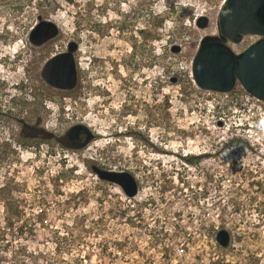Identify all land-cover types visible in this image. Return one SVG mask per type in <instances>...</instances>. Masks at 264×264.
I'll return each mask as SVG.
<instances>
[{
	"label": "rangeland",
	"instance_id": "obj_1",
	"mask_svg": "<svg viewBox=\"0 0 264 264\" xmlns=\"http://www.w3.org/2000/svg\"><path fill=\"white\" fill-rule=\"evenodd\" d=\"M221 3L0 0V34L11 37L0 45V58L9 56L0 59V108L34 120L42 93L49 131L16 140L9 167L0 161V264H98L109 246L136 260L166 237L196 239V220L220 255L213 264H264V101L238 81L221 92L191 75L201 37L218 32ZM38 16L59 31L33 47L27 31ZM258 37L226 42L239 52ZM69 40L78 79L57 89L39 72ZM0 119V139L17 130L14 118ZM76 122L93 133L80 147L66 134ZM93 164L130 171L136 194L99 178ZM220 228L226 246L215 239Z\"/></svg>",
	"mask_w": 264,
	"mask_h": 264
},
{
	"label": "water",
	"instance_id": "obj_2",
	"mask_svg": "<svg viewBox=\"0 0 264 264\" xmlns=\"http://www.w3.org/2000/svg\"><path fill=\"white\" fill-rule=\"evenodd\" d=\"M200 26L207 24L202 16ZM216 34H204L191 60V75L201 88L226 92L236 81L253 97L264 101V0H222L217 14ZM58 25L50 18L38 16L29 31L28 37L39 44L55 36ZM243 34H256L259 37L234 52L227 40L239 41ZM36 42V43H37ZM171 50L179 51L180 45L173 43ZM77 42L69 40L66 48L47 57L40 68V76L57 89H70L77 83V64L74 50ZM85 132L84 139L76 146L85 145L93 133L83 123L72 124L67 133ZM92 169L99 178L117 183L127 196L138 190L134 175L128 170L103 168L93 164ZM216 240L222 246L229 242L230 234L225 228L216 232Z\"/></svg>",
	"mask_w": 264,
	"mask_h": 264
},
{
	"label": "built area",
	"instance_id": "obj_3",
	"mask_svg": "<svg viewBox=\"0 0 264 264\" xmlns=\"http://www.w3.org/2000/svg\"><path fill=\"white\" fill-rule=\"evenodd\" d=\"M200 223L202 222L197 220L193 223L197 229L196 239L190 237L188 231L186 235L182 234L177 236L176 239L172 237L171 240H168L169 238L166 237L167 241L163 245L152 246L145 255H140V257L136 255L138 258L136 260L125 251V246H109L108 252L103 255L105 260L100 261L99 259L98 264H213L211 262L213 259L220 262V255L212 252L213 247H210L207 243L210 238L200 228ZM248 264L251 263L248 262Z\"/></svg>",
	"mask_w": 264,
	"mask_h": 264
},
{
	"label": "flooded vegetation",
	"instance_id": "obj_4",
	"mask_svg": "<svg viewBox=\"0 0 264 264\" xmlns=\"http://www.w3.org/2000/svg\"><path fill=\"white\" fill-rule=\"evenodd\" d=\"M30 29L31 27L27 31V41L33 47H38L42 44H46V42L39 44L36 40L31 41L30 38L28 37ZM10 38L11 37H10L9 32L1 33L0 34V45L1 44H3V46L9 45ZM8 57L9 56L6 55L0 59L1 61H7ZM35 94L36 92H34L32 95H35ZM43 95L41 93V95L37 97V102L40 103L39 106L44 109V112L42 111V109L38 110L39 112L38 111L36 112L34 116V120L26 119L25 116H22V115H16V114L5 112L2 108H0V116H4V117L9 116L11 118H14V120L17 121L19 125L17 130L14 129L13 127H8L9 128V130L7 131L8 135L0 139V152H2V154L0 155V161L6 162L8 167L10 165L11 159L13 160L15 158L14 153L16 152V149H15L16 140H19V144L25 145L26 139L28 138L29 139H39L41 137H44L49 132L43 126V117L46 112V109L44 108V105L46 104V98H44ZM5 132L6 130L4 128V124L0 123V133L3 134ZM66 134L68 138L70 139V146L79 144L86 135L85 132H82V131H80L79 133H72V132L67 133L66 132ZM54 137L56 139V143L61 144V145L63 144V137H64L63 133L55 134ZM10 154H13V155L11 156Z\"/></svg>",
	"mask_w": 264,
	"mask_h": 264
}]
</instances>
